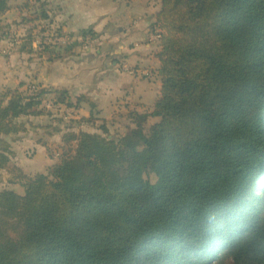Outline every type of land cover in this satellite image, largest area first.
I'll use <instances>...</instances> for the list:
<instances>
[{
    "label": "trees",
    "instance_id": "1",
    "mask_svg": "<svg viewBox=\"0 0 264 264\" xmlns=\"http://www.w3.org/2000/svg\"><path fill=\"white\" fill-rule=\"evenodd\" d=\"M49 2L16 8L22 53L56 62L95 43L91 27H53ZM11 8L0 0V17ZM155 34L159 121L137 143L92 104L64 121L53 108L86 101L64 89L4 88L0 171L16 170L24 192L0 190V264H264V0H161ZM43 117L52 133L63 122L96 132L64 133L57 162L28 176L7 140Z\"/></svg>",
    "mask_w": 264,
    "mask_h": 264
},
{
    "label": "crops",
    "instance_id": "2",
    "mask_svg": "<svg viewBox=\"0 0 264 264\" xmlns=\"http://www.w3.org/2000/svg\"><path fill=\"white\" fill-rule=\"evenodd\" d=\"M51 2L57 3V18L54 21L64 34L77 35L78 31L91 27L98 35L95 43L88 50H79L78 56H68L56 62H49L44 58L31 60L30 55L20 51V38L25 35L26 28L17 25L13 28L20 32L16 41L9 39L8 37L12 35L7 34L2 35L0 39V42H7L0 47L2 54L5 53L3 68L0 69V91L2 88L15 89L20 83H24L25 86L35 84L64 89L69 93L72 102L79 97L86 100L76 111L53 108L58 110L64 121L87 117L92 104L109 131L117 120L119 124L120 120L129 118L132 112L137 119V128L148 129L155 125L159 118L152 116L151 113L160 89L159 62L156 58L160 46L157 40H152L151 30L155 23V15L161 9V0H51ZM16 4L20 5L19 2ZM5 17L20 21L18 11L14 8H11ZM9 22L10 20L6 23ZM74 39L81 40L79 37L72 39L65 37L59 44L67 45ZM6 49L10 50L8 52L10 56H6ZM119 101L127 108H118ZM54 125L56 124L45 117L31 118L26 124L27 131L20 133L16 141L12 142L6 138L9 139L13 152L12 164L20 168L25 175L45 173L48 167L57 162L58 148L64 133L79 129L96 132L85 125L73 124L68 128L71 125L63 122L57 123L61 131L56 134L48 127ZM41 142L46 144L42 145ZM28 150L33 153V157L26 156L25 151ZM48 151L56 159L49 158ZM0 174V179L4 181L7 179L6 176H11L9 178L11 180L4 182L7 185L4 188L23 194L24 190L13 172L2 170Z\"/></svg>",
    "mask_w": 264,
    "mask_h": 264
},
{
    "label": "rangeland",
    "instance_id": "3",
    "mask_svg": "<svg viewBox=\"0 0 264 264\" xmlns=\"http://www.w3.org/2000/svg\"><path fill=\"white\" fill-rule=\"evenodd\" d=\"M17 2H19L20 5H22L23 0H8V6L14 8L15 10H17L16 8H18L20 6V5H17L16 4ZM48 8H49V11H50V16L52 18V23H54V25H53V27H54V26L57 25V22L54 21V19L57 18L56 17L57 16V3L56 2L53 3L50 0ZM6 14H7V12L3 16L0 17L1 18L0 19V27L2 28L1 31H3V33H0V39H2L1 38L2 35L7 34V35H12V36H9L8 37L9 39H11L13 41H16L19 38V36H20V32L16 31V29L13 30V28H16L17 25H20L19 24L20 21H18V22L17 21H14V19H12V18H8L7 19V17H5ZM8 20H10V22L9 23H6ZM11 25L13 27H10ZM151 38H152V40L155 39L154 36H151ZM5 43H7V42H0V47L1 46H4ZM13 44H14V42H13ZM6 46H7V44H6ZM2 48H3V50L5 49L4 47H2ZM6 50H7L6 56H10V54L8 53V52H10V50H8V49H6ZM4 55H5V53L2 54V51L0 50V56L2 57V58H0V69L3 68L4 59H5V57H3ZM129 71H132V70H129ZM4 90L5 89L2 88V90L0 91V95L2 94V91H4ZM119 103H120V106H118V108H127L122 101H119ZM129 115H131V116H129V118H127L125 120H120V122H118L119 124H117V121H118L117 120L116 121V124L112 125V127L110 128V131L112 132V133L111 132L110 133L113 134L114 136L129 137V138H127V140L133 141V142L137 143L138 142V137L134 133L136 132V134H137L138 131L140 129H142V127H138L137 128V126H136L137 119H135V115H134L133 112L131 114H129ZM147 116L148 115H146V117ZM24 120L25 119H22L21 121L27 124L28 121H24ZM113 122H115V121H113ZM131 123H133V125H131ZM32 124L35 125V123H32ZM132 135H134L135 137H132ZM130 137H132V138L130 139ZM7 141L9 142V140H7ZM25 153H26V156L28 158L29 157H33V153H31L30 150L25 151ZM47 155H48L49 158L56 159V157L55 156H52L51 155V152H49V151L47 152ZM9 171H10V169H9ZM12 172H13V175H14L15 179H18L16 170L12 169ZM0 176H1V174H0ZM6 178L7 179L5 181L3 179H0V190L3 189L4 186H7L5 183H7L8 180H11V179H9V178H11L10 175L6 176Z\"/></svg>",
    "mask_w": 264,
    "mask_h": 264
},
{
    "label": "built area",
    "instance_id": "4",
    "mask_svg": "<svg viewBox=\"0 0 264 264\" xmlns=\"http://www.w3.org/2000/svg\"><path fill=\"white\" fill-rule=\"evenodd\" d=\"M152 36L155 37L154 40H158V39H159V36H158L157 34L152 35ZM59 41H60V40H57V42H59ZM83 42H84V47H85L86 50L90 49V48L93 46V44H94V40H92V39H91L90 37H88V36L83 40ZM46 107H47L48 109H52V108H53V106H51V105H46Z\"/></svg>",
    "mask_w": 264,
    "mask_h": 264
}]
</instances>
